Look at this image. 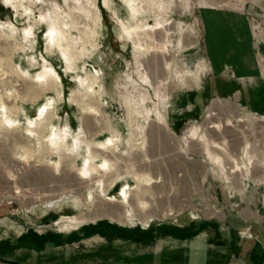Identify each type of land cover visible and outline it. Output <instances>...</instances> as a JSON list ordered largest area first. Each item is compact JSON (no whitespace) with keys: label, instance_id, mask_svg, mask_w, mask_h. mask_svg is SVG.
Instances as JSON below:
<instances>
[{"label":"rangeland","instance_id":"374dc122","mask_svg":"<svg viewBox=\"0 0 264 264\" xmlns=\"http://www.w3.org/2000/svg\"><path fill=\"white\" fill-rule=\"evenodd\" d=\"M241 1L258 14L261 38L264 0H0V63L9 68L0 65V88L13 108L0 118L15 120L0 123V264H264V52L236 44ZM45 70L55 79L48 90ZM47 119L69 133L68 157L45 150ZM86 120L93 149L120 140L116 153L99 150L124 174L83 178L88 147L74 143ZM218 122L233 135L221 133L234 174L193 138L194 126ZM158 127L169 136L150 142ZM136 166L146 171L141 187ZM127 179L136 207L121 217L125 206L109 198ZM110 206L119 220L99 214Z\"/></svg>","mask_w":264,"mask_h":264},{"label":"bare ground","instance_id":"6f19581e","mask_svg":"<svg viewBox=\"0 0 264 264\" xmlns=\"http://www.w3.org/2000/svg\"><path fill=\"white\" fill-rule=\"evenodd\" d=\"M141 28L142 27H138L137 31H139L140 34L142 35L145 33V31L147 29H141ZM150 29H152V28H150ZM66 51L68 52V54L70 56V58L68 57L70 60L71 59L72 60H78L80 58V56L73 50L71 43L69 45V48L66 49ZM0 65L2 67H4L6 71H9L8 70L9 68L5 66L6 63H4V60L1 61ZM0 69H1V67H0ZM43 77H46V80H45V83L41 87L45 90H48L54 85L55 79L52 77V74H48L47 70L44 71ZM96 79H97V77L94 76L92 82L89 85V89L91 91H94L95 85L98 83L96 81ZM84 83H85V81L81 80V84L83 85ZM153 83L158 84L157 81H155ZM3 97H4V93L0 88V102H1L0 105L3 104L5 106V104H4L5 101L3 102ZM93 101H94V104H96L97 100L95 98H92V102ZM82 103H84V101L81 102L80 104H82ZM48 105H51V103H46V106H48ZM91 108H94L95 112L100 111V107H98L96 105L95 106L91 105ZM12 109H8V107L6 108V106H5L0 111V113L1 114H8L11 112ZM45 111L49 112V109L47 107H43L41 109V111L39 112L40 115L44 114ZM213 113H214V111H213ZM157 116L159 119H162L161 115L159 113L157 114ZM161 121L160 122L158 121L159 125L161 124ZM0 123L6 124L7 126H13L15 124V120L10 116L5 115L4 117L0 118ZM34 124H35L34 122H30V126L27 127L28 131H30V134H34L33 133V131H35V128L33 127ZM45 125H47L45 134L47 136L46 137V143L48 145L45 150L49 154L54 153V150H58L59 155L63 154L65 157H68L66 154H64V150L67 146L66 139L69 136V133L68 132H65V133L64 132H62V133L57 132L56 128H54L55 125L52 122H49L48 119L42 124V126H45ZM84 125L85 126H84V131H82V135H80L78 138H76L75 143H74L77 151L79 150V148L81 147L82 144H86L88 147V155L84 154V159L82 161L83 165L80 169L81 173L84 176L83 178L87 179V178H91L93 176H94V178H98V175L101 171L116 172L119 174H124L125 171L122 172L121 168H120L121 164H119L118 167L115 166L116 167L115 168L112 165V163L109 161L108 158H103L106 156V155H104V152H102V150H99V148H100L103 150L111 151L112 153H116L118 148H119L118 142L120 140L115 138V136L108 137L99 143V148L93 149L92 147H90L91 143H90L89 137L87 138V131H86V128H89L90 124L86 120ZM158 129H159L158 132L150 134V136H151L150 142L151 141H155V142L158 141L160 134H165V135L169 136V134L164 129H162L160 127H158ZM155 131H156V129L154 130V132ZM227 131H230L229 128L226 125H222L220 122L214 123L212 126H209V128H207V130H204V131H201L200 127L197 128L196 126H194L193 138L197 139V141H199V145L203 146V149L205 151L207 158H210L211 160L218 163L223 168V170L225 171V174H232V173L234 174V172H236L237 168H234L232 166L227 165L223 159V156H224L223 154L227 153L228 150L230 149V147L233 145L232 143L229 144V141H231V139L227 140L224 136L221 135V133L222 134L224 133V134H227L228 136L232 137L233 135H229L227 133ZM137 141H138L137 138H134L131 140L133 147L137 146ZM39 144H40V142H39ZM152 144H154V142H152ZM249 147H250L249 142H247V144L245 145L243 150H241V154L243 156H247V159L249 162V166L246 168L247 169L246 174H251V171H252L251 167L253 166V156L251 155V153L249 151ZM136 167H137V169L135 168L133 170V172H134V174H139V178L136 179V182H137V186L141 187L144 179L142 176L140 177V174H143L146 171L143 172L142 167H139V166H136ZM37 176L44 177V174H38ZM115 180H117V179L111 180V185L115 182ZM99 184H100L101 191L103 193H105L106 190L104 189L105 186L103 185V182H100ZM121 186H122V189L118 195L119 197L114 196V198L111 197V198H109V200L114 201V202H119L121 205H124L125 207L122 206L123 208H121L120 216L121 217L122 216L123 217L124 216L129 217V216H131V213H132L131 210L136 207L133 203H131L132 190H130V188H129L130 187L129 180L127 179V180L122 181ZM144 194H145L144 191L138 190L136 192V195H135V196H137V199L139 200V208H141V209H146L145 205L147 202L144 199ZM91 197H92V194H91ZM107 200H108V198H107ZM162 201L163 200H161L160 202H162ZM129 205L131 206L130 209L132 208L131 210L129 209ZM115 211H117L119 213V207L118 206H110V208L108 207L104 210H101L99 214L102 216L103 215L109 216L110 218H113L115 220H119L116 217L118 213ZM110 212H112V213H110ZM167 213L172 214V212H167ZM140 218H141V216H140ZM70 220L75 222V224H77V225H79L80 223L83 222L78 217L77 218L76 217L70 218Z\"/></svg>","mask_w":264,"mask_h":264},{"label":"crops","instance_id":"0c3cea01","mask_svg":"<svg viewBox=\"0 0 264 264\" xmlns=\"http://www.w3.org/2000/svg\"><path fill=\"white\" fill-rule=\"evenodd\" d=\"M232 13L235 14L234 15L235 21L233 22V24L235 25L236 32L239 34L238 36L236 35V37H235L238 39L236 44L239 45L240 48H245L244 49L245 52H251L253 55H255L254 52L256 53V51H263L264 52V33H263V36L261 38H259V39H258V37L256 38V35H255L256 32H255L254 27H253L254 20H255L256 16L258 17V14L257 13L255 14L252 11V9L250 10L247 1H245V2L241 1L240 6L238 8L236 7V9H234L232 11ZM201 19L203 20V22L205 21V23H206V20L204 19L203 15H201ZM217 19H219V16ZM245 33H246L247 38L245 37ZM244 38L246 40H244ZM228 60H230V59H228ZM250 71L251 72H249V73L252 74V77H250L249 82H251V84L253 85L252 82H258L259 81L256 78L258 73H257V71L253 72L252 68H250ZM262 74H264V73H262ZM240 80L242 82L246 81V79H243V78H240Z\"/></svg>","mask_w":264,"mask_h":264},{"label":"built area","instance_id":"2783aa9c","mask_svg":"<svg viewBox=\"0 0 264 264\" xmlns=\"http://www.w3.org/2000/svg\"><path fill=\"white\" fill-rule=\"evenodd\" d=\"M1 192H2V191H1ZM1 192H0V199H4V198H6L7 196L4 195V192H2V193H1Z\"/></svg>","mask_w":264,"mask_h":264}]
</instances>
